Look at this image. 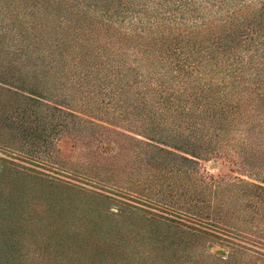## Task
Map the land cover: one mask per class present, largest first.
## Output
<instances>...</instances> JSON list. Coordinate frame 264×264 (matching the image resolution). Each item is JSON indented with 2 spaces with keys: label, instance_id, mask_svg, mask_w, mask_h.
Listing matches in <instances>:
<instances>
[{
  "label": "rangeland",
  "instance_id": "1",
  "mask_svg": "<svg viewBox=\"0 0 264 264\" xmlns=\"http://www.w3.org/2000/svg\"><path fill=\"white\" fill-rule=\"evenodd\" d=\"M4 1L31 9L21 0H0V10ZM28 1L38 7L48 0ZM56 3L71 23L100 19L101 11L85 3ZM261 3L250 0L242 13L258 18ZM52 19L24 42L0 29V264H264V190L257 196L252 187H264V129L259 137L247 129L264 123V104L254 109L263 89L251 99L245 89L254 88L248 79L256 70L227 89L240 104L229 132L234 147L188 162L158 149L178 152L170 140L153 137L155 127L164 126H157L158 117L150 121V113L164 108L150 101L132 114L130 104L118 109L98 102L89 89L97 90L105 75L76 74L78 58H64L44 42L54 33L45 31ZM133 52L128 47V61ZM253 53L242 50L245 60L260 63ZM196 75L202 81L220 77ZM138 85L154 95L147 76ZM138 90L122 96L136 104ZM187 104V113L203 123L196 105ZM176 112L164 110L165 116ZM227 183L230 194L206 196Z\"/></svg>",
  "mask_w": 264,
  "mask_h": 264
},
{
  "label": "trees",
  "instance_id": "2",
  "mask_svg": "<svg viewBox=\"0 0 264 264\" xmlns=\"http://www.w3.org/2000/svg\"><path fill=\"white\" fill-rule=\"evenodd\" d=\"M57 1L62 2L38 1L37 7L28 0H21V6L30 5L28 11L4 1L0 10V29L24 42L29 36H39L46 17H55L52 19L54 24L45 29L50 27L48 33H54L44 42L62 53L64 58L67 54L73 59L78 58L76 74L87 70V73L95 71L97 75H105L99 79L97 90L89 89V92L94 91L99 103L114 104L118 109L125 108L124 103L130 104L131 108L126 111L132 114H136L137 109H144V104L146 107L150 101L172 113L177 111L171 116H165L162 109L150 113L153 115L149 120L155 122L158 117L157 126H164L160 131L166 132V138L160 137L159 128L155 127V141L170 140L172 148L178 152L162 147H158L159 150L196 163L194 159L209 160L210 156H220L225 149L233 148L236 140L230 138L229 132L240 104L227 89L237 87L244 80V74L252 69L257 75L249 77L248 81L254 88L247 89L246 86L249 97H245L251 99V93L263 89L256 92L260 105L254 106L255 111L264 104V73L259 71L264 64V3L260 4L258 18L247 19L242 12L250 0H75L78 5L85 3L101 11L99 20L86 24L79 21L80 17L76 23H71ZM203 1L211 6L217 1L219 5H215L217 9L207 11ZM108 20L112 22L108 24ZM101 38L104 40H99ZM128 47L135 51L134 58L129 61L126 59ZM246 49H253L260 63L245 60L242 50ZM138 53L143 55L141 62ZM259 64L261 68H257ZM204 71L219 74V80L202 81L196 74ZM144 76L153 81L154 95L150 89L144 91L139 87ZM82 85L81 81L77 83V86ZM134 87L139 88L134 98L136 104L128 95L122 96ZM215 95L219 97L218 101L214 100ZM188 102L196 105L203 123L197 124L192 113H187L192 112ZM198 125L204 127V134L200 133ZM255 126H258L257 130L253 129ZM247 129L249 132L252 129L250 134L259 137L264 123L249 124ZM225 157L231 160V157ZM227 184L203 195L230 194L232 183ZM252 187L258 190L257 196L264 190L260 185L253 184ZM222 210L228 209L219 207L218 212Z\"/></svg>",
  "mask_w": 264,
  "mask_h": 264
}]
</instances>
